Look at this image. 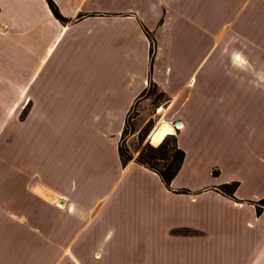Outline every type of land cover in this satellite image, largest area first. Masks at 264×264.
Segmentation results:
<instances>
[{"label": "rangeland", "instance_id": "374dc122", "mask_svg": "<svg viewBox=\"0 0 264 264\" xmlns=\"http://www.w3.org/2000/svg\"><path fill=\"white\" fill-rule=\"evenodd\" d=\"M165 5L160 20H150L147 25L140 23L148 41L149 80L146 91L130 109V119L129 114L126 119L129 121L125 146L134 160L140 146L139 133L149 122L153 123L149 135L163 121L173 126L179 122L161 115L160 109L170 103L158 97L161 91L152 73L160 53L170 47H182L188 50L190 71L202 67L206 72H218L219 77L204 74L203 83L200 85L198 81L195 92L196 96L212 99L215 107H203L214 108L219 114L201 115L202 106L198 107L194 99L185 104L184 111L192 120L180 139L187 161L173 182L181 187L172 189V193L189 194L200 188L201 192L222 194L224 185L239 182L244 194L264 195V103L230 102L228 87L229 80L237 83L241 90L237 93L242 98L245 86L251 97H264V0H165ZM166 22L163 30L167 34L163 36ZM183 31L185 36L180 35ZM57 56L58 53L49 65ZM118 72L103 66L83 74L51 71L48 67L36 76L38 81H46L44 93L48 101L61 98L66 103L70 93L76 97L72 114L60 101L57 105L51 103L47 120H41L33 132L30 130L37 152L46 138V146L55 150L56 155L70 149L67 158H78L79 162L83 159L90 165L93 157L92 160L102 164V168L93 169L96 182L109 178L93 191H84L87 196L96 193L107 196V202L99 210V222L104 232L111 229V235L94 264H255L240 256L235 261L229 253L238 238H251L247 212L204 195L193 203H189L190 199L173 198L159 179L138 169L110 173L116 155L103 136L108 108L104 96L110 86L114 90L126 86L125 77ZM6 75L0 74V232L3 225L9 224L13 238L0 242V262L6 260L0 264H58V250L41 249L24 236L21 239L20 225L26 221L20 217L21 211L36 208L32 196L25 194L22 184L27 177L21 169L26 161L24 133L31 104L27 105L26 97L21 95L19 79L11 80ZM150 82L158 90L151 89ZM180 131L176 129L173 136L178 138ZM48 157L50 163L53 157L57 160L51 151ZM262 199L264 196L246 202L255 211L261 208L264 213ZM169 228L175 229L172 234L177 236H169L166 233Z\"/></svg>", "mask_w": 264, "mask_h": 264}, {"label": "crops", "instance_id": "0c3cea01", "mask_svg": "<svg viewBox=\"0 0 264 264\" xmlns=\"http://www.w3.org/2000/svg\"><path fill=\"white\" fill-rule=\"evenodd\" d=\"M50 2L65 22L55 16ZM165 6V0H0V74L7 73L11 80L19 79L21 95L26 97L27 105L31 104L24 133L23 157L25 156L26 161L21 169L27 177L22 184L25 194L32 196L36 208L31 212L29 208L21 211L20 217L26 218L20 225L21 239L24 236L27 242H34L41 249L49 247L58 250V264H94V260L100 256L99 250H103L111 235V229L104 232L99 222V210L103 209L107 196L97 193L87 196L86 192L93 191L109 178L101 183L96 182L97 176L93 169L102 168V164L92 160L93 157L90 165H86L89 161L83 159L79 162L78 158H67L70 149L56 155L55 150L46 146V138L37 152L30 130L33 132L41 120H47L46 112L51 103L57 105L60 101L61 105L68 106L69 114H72L76 97L70 93L66 103H62L61 98L50 97L51 100L48 101L44 93V88L47 91L46 81L40 82L36 76L48 67L51 71L66 70L83 74L91 68L97 70L99 66L104 69L114 68L119 74L122 73L126 85L121 90H114L110 86L109 93L104 96V104L108 108L105 109L106 130L103 136L109 140L116 155V164L110 173L117 174L119 170L123 174L128 170L138 169L159 179L173 198L190 199L189 203H193L204 195L223 205L247 212L249 220L246 224L251 238H238L229 253L234 256L235 261L236 256H240L242 260L249 259L255 264H264V213L258 216L254 206L246 202L264 195L244 194L242 183L239 182L234 197L209 190L201 192L200 188L189 194H174L172 189L181 186L173 184V181V187L171 184L167 188L158 175L135 162L137 157L126 166L121 163L118 148L126 119L149 80L148 41L142 33L140 23L147 25L150 20H160ZM166 24L167 22L162 28L163 32ZM179 28L183 30L182 26ZM164 33L163 36L167 34ZM180 35L185 36L186 32H180ZM57 53L58 58L49 65ZM159 55L153 67L152 78L159 90L171 99L167 108L160 109L161 115L181 123L177 127L181 130L177 138L181 148V135L188 130L192 121L184 111L185 104L194 99L198 107L202 106L199 110L201 115L219 114L214 108L203 107H215L217 104L212 99L196 96L195 92L198 81L200 85L203 83L201 79L204 74L219 76L216 70L206 72L202 67L198 71H190L186 59L188 50H183L182 47H170L167 52ZM228 83L232 95L230 102L248 104L260 100L264 103L263 96L251 97L247 86L244 87L245 96L242 98L238 96L237 92L241 90L237 83L229 80ZM170 125L175 133V126ZM161 142L162 140L152 145L158 146ZM50 151L52 156L54 154L57 157V160L53 157L54 164L53 161H48ZM185 159L187 161V157ZM234 179L239 181L236 177ZM50 206L51 208H46ZM3 227L0 242L6 243L13 238V231L9 230V224ZM173 228L166 231L171 237L177 236L172 234L175 230ZM5 261L0 263H6Z\"/></svg>", "mask_w": 264, "mask_h": 264}, {"label": "trees", "instance_id": "16d2710c", "mask_svg": "<svg viewBox=\"0 0 264 264\" xmlns=\"http://www.w3.org/2000/svg\"><path fill=\"white\" fill-rule=\"evenodd\" d=\"M50 3L55 16L60 21L65 22V19L60 16L54 4L52 2ZM149 85L151 89L158 90L153 82H150ZM158 97L164 99V102L170 103L171 101L170 98L166 97V95L162 92H159ZM128 119H130V114ZM128 121L129 120H127L126 126L123 130L118 148L121 163L123 166H126L133 160V157L125 146V139L128 135ZM152 124V122H149L139 133L140 146L135 162L158 175L163 184L167 188H170L172 182L182 169L186 154L178 146L177 138L173 135L166 136V138L158 146H152L148 142L144 146H142L144 141L146 140V137L149 135ZM237 188L238 183H235L234 185L226 184L224 185L221 193L225 196L233 197ZM260 205H262L264 209V199L260 201ZM262 212L263 211L261 210V208H256V214L258 216H260Z\"/></svg>", "mask_w": 264, "mask_h": 264}, {"label": "bare ground", "instance_id": "6f19581e", "mask_svg": "<svg viewBox=\"0 0 264 264\" xmlns=\"http://www.w3.org/2000/svg\"><path fill=\"white\" fill-rule=\"evenodd\" d=\"M180 127V126H177ZM174 130L168 122H162L151 134L150 143L158 144L161 140L163 141L166 136L173 134Z\"/></svg>", "mask_w": 264, "mask_h": 264}, {"label": "water", "instance_id": "95a60500", "mask_svg": "<svg viewBox=\"0 0 264 264\" xmlns=\"http://www.w3.org/2000/svg\"><path fill=\"white\" fill-rule=\"evenodd\" d=\"M177 126H181V123H180V122H178V123H177Z\"/></svg>", "mask_w": 264, "mask_h": 264}, {"label": "built area", "instance_id": "2783aa9c", "mask_svg": "<svg viewBox=\"0 0 264 264\" xmlns=\"http://www.w3.org/2000/svg\"><path fill=\"white\" fill-rule=\"evenodd\" d=\"M175 126V129H177V125H174ZM179 130V129H178Z\"/></svg>", "mask_w": 264, "mask_h": 264}]
</instances>
